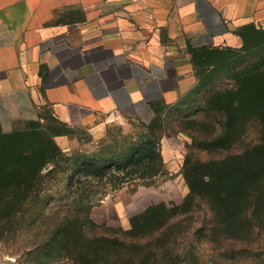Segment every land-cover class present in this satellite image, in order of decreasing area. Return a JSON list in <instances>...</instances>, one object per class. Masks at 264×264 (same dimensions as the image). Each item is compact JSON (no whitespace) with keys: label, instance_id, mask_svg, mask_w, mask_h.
<instances>
[{"label":"rangeland","instance_id":"1","mask_svg":"<svg viewBox=\"0 0 264 264\" xmlns=\"http://www.w3.org/2000/svg\"><path fill=\"white\" fill-rule=\"evenodd\" d=\"M242 31L246 33L245 29ZM247 33V40L228 45L229 49L218 56L202 50L213 46L209 39L189 36L188 50L194 53L189 60L193 67L188 73L190 83L182 95L193 98L195 86L201 83L206 87L225 86L220 90L229 89L231 95L216 104L227 105L232 100L225 124L221 111H215L216 115L214 111L209 115L199 111L183 120L177 106L163 98L147 103L142 113L118 111L87 123L64 122L48 104H43L38 130L1 138L0 245L2 256L9 262L4 264H70L73 252L59 260V254L47 256L48 250L43 247L52 229L48 225L60 217L81 213L96 223L127 228L130 217L149 205L164 201L170 208L180 206L190 191L187 177L191 181L208 179L241 166L253 177L248 217L242 221L241 217L231 219L220 214L208 238L199 242L201 257L189 264H264V140L256 145L264 129L251 117L254 108L249 97L253 84L262 83L264 99V35ZM184 59L179 54L173 56L174 62ZM205 94L206 88L197 95L195 103ZM201 103L206 105L208 101ZM170 105L173 111H168ZM192 134L204 140L194 141ZM218 135L222 136L215 138ZM145 137L156 138L143 144L145 155L156 156L160 152L163 158L157 175L115 188L109 174H76L84 156L95 162L99 153L127 150L120 157L126 162L133 156L132 145ZM227 191L217 189L216 202ZM207 197V193H201L203 200ZM217 205L218 212L227 209L223 203ZM229 212L236 214L238 210ZM65 243L71 248L77 243L81 254L87 249V243L76 242L74 235H67Z\"/></svg>","mask_w":264,"mask_h":264},{"label":"crops","instance_id":"2","mask_svg":"<svg viewBox=\"0 0 264 264\" xmlns=\"http://www.w3.org/2000/svg\"><path fill=\"white\" fill-rule=\"evenodd\" d=\"M248 24L264 27V0H0V134L27 129L43 104L87 123L175 103L189 36L238 45Z\"/></svg>","mask_w":264,"mask_h":264},{"label":"trees","instance_id":"3","mask_svg":"<svg viewBox=\"0 0 264 264\" xmlns=\"http://www.w3.org/2000/svg\"><path fill=\"white\" fill-rule=\"evenodd\" d=\"M243 29L246 30V33L242 31L244 41L249 37L247 31L259 36L264 35V27L248 24ZM228 49V45H213L204 47L202 50L206 54L218 56ZM190 54H194L192 50H190ZM260 85L262 83L253 84L251 88L252 95L249 94V97L251 96L253 99L250 104L254 108L251 111V117H254L260 127L264 129V99ZM206 86L203 83L195 86L193 98H185L182 95L174 105L179 109L183 120L189 119L199 111H203L208 115L210 111H214V115H216L215 111H221L222 116H225L222 123H227L231 114L232 100L228 101L227 105L222 104L219 106L216 104L221 103L222 99L227 100L228 95H231L228 93L230 90H220L225 86L221 88ZM205 88L206 94L203 99L199 97V101L195 103V99L198 98L197 95L200 96ZM220 93L221 95H219ZM202 100L204 102L208 101V104L203 105ZM170 107L168 111H173V106L170 105ZM37 121L28 122L25 130H14L10 133L0 134V139L10 138L9 136L14 133L36 131L39 129ZM191 137L192 140L197 142L204 140L193 134ZM263 137L264 134L261 132L256 145L262 143ZM154 141H156V138L145 137L140 139L138 144L134 143L132 145L133 156L126 162L120 157L125 156L128 153L127 150L119 153L112 151L99 153L95 157V162L88 161L84 156L76 174H80L82 171L91 172L96 176L100 175L99 172H101V176L109 174L108 178L111 179L115 188H121L129 181L138 178H151L161 170L163 158L160 152L156 156H148L145 155V151H142V149L145 142L149 144ZM116 172L119 174L113 179ZM260 172L261 170H259ZM215 174L210 175L208 179L200 177L194 181L187 177L190 191L182 200L180 206L170 208L164 201L149 205L143 211L130 217V226L127 228L96 223L90 217L88 218V215H82L81 213L60 217L53 224L48 225V227L52 226V229L47 233L49 236L45 239L43 245L48 250L47 256L55 252L59 254L58 259L60 260L69 257L68 254L73 252L74 256L70 257L72 260L70 264H189L201 257L202 254L198 251L199 242L201 239V242H204L208 238L209 232L213 231V227L219 221L220 214H227L231 219L241 217L244 221L245 217H248L247 213L251 208L248 197L251 194V180L253 177L250 178V173L244 166L238 167L229 173ZM214 189L228 190L225 195L221 196L220 202H216L218 193ZM204 192L208 194V197L203 200L201 193ZM222 203L227 209L218 212L220 208L217 204L222 205ZM231 206L233 208L229 209ZM234 209H237L238 213H233L232 210ZM239 213L241 216H239ZM175 226H177V229ZM67 235H74L76 242L77 240H83L87 243L85 253L81 254L77 251L80 248L77 243L72 248L66 247Z\"/></svg>","mask_w":264,"mask_h":264},{"label":"built area","instance_id":"4","mask_svg":"<svg viewBox=\"0 0 264 264\" xmlns=\"http://www.w3.org/2000/svg\"><path fill=\"white\" fill-rule=\"evenodd\" d=\"M204 42H205V43H207V42L209 43V40H206V41H204Z\"/></svg>","mask_w":264,"mask_h":264}]
</instances>
